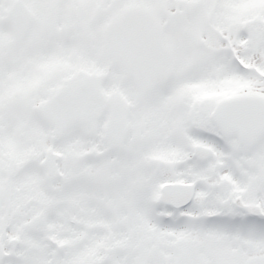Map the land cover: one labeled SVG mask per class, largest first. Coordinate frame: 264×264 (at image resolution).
<instances>
[{
    "label": "snow or ice",
    "instance_id": "1",
    "mask_svg": "<svg viewBox=\"0 0 264 264\" xmlns=\"http://www.w3.org/2000/svg\"><path fill=\"white\" fill-rule=\"evenodd\" d=\"M0 264H264V0H0Z\"/></svg>",
    "mask_w": 264,
    "mask_h": 264
}]
</instances>
